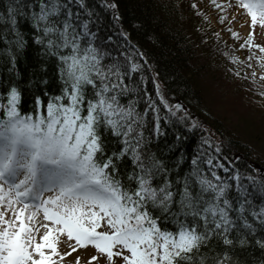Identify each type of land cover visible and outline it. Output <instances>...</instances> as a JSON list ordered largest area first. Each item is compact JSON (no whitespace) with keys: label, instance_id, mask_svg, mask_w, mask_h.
<instances>
[{"label":"snow or ice","instance_id":"1","mask_svg":"<svg viewBox=\"0 0 264 264\" xmlns=\"http://www.w3.org/2000/svg\"><path fill=\"white\" fill-rule=\"evenodd\" d=\"M237 4L251 18L253 31L257 25L264 28V0ZM38 6L34 20L37 26L44 22L47 46L66 50L59 55L65 88L63 95L46 104L38 98L34 114L20 112L16 88L8 93L7 103H0V264H57L53 257L64 259L89 246L106 258V264H117V259L122 264H191L213 233L231 246L234 241L228 234L234 229L254 231L244 215L245 205H252L248 188L238 173L233 175L230 179L237 184L229 198L233 185L215 171L229 169L214 163L213 156L193 158L191 172L175 192L169 181L153 185L161 165L140 152L142 134L133 135L134 107L120 101L129 90L123 82L126 73L118 65H104V56L90 42L82 46L90 35L88 25L77 32L67 4L40 0ZM61 8L67 19L50 20ZM11 23L15 25V17ZM251 42L252 37L246 44ZM256 47L264 52V47ZM105 131L122 138L119 153L106 152ZM128 155L135 171L125 183L117 161ZM246 179L264 193V180ZM153 209L174 216L175 230L163 228ZM233 212L238 214L235 218ZM250 215L264 225V206ZM61 237L71 249L63 255L58 249ZM258 243L264 247V242ZM98 259L92 256L88 264ZM230 260L225 253L212 264ZM199 264H204L203 258Z\"/></svg>","mask_w":264,"mask_h":264},{"label":"trees","instance_id":"2","mask_svg":"<svg viewBox=\"0 0 264 264\" xmlns=\"http://www.w3.org/2000/svg\"><path fill=\"white\" fill-rule=\"evenodd\" d=\"M44 2L49 3V0ZM39 3L40 0H0V103H7L8 93L16 88L22 114H34L38 98L46 104L63 95L65 88L59 55L66 50L47 46L49 37L42 31L44 22L37 26L34 20V15L40 12ZM58 3L67 4L72 11L71 23L77 32L82 31L81 25H88L90 35L81 41L82 46L85 41L90 42L104 56V65H118L121 72L126 73L123 82L129 90L120 101L134 107L136 132L133 135L142 134L140 152L146 159L152 158L161 165L153 178L154 186H163L169 181L172 190L177 191L192 170V159L198 155L206 159L210 155L231 165L229 174L215 169L223 180L230 184L227 177L238 173L248 188L252 205H245L248 211L244 215L254 231L243 227L234 229L228 234L234 241L231 246L224 245L222 237L213 233L191 264H199L201 258L204 264H212L225 253L231 257L229 264H264V247L258 243L264 242V225L250 215L251 211L264 206V193L255 191V186L246 179L264 180V171L260 174L254 166L257 162L263 165L264 157L251 150L241 136L231 133L225 121L204 105V78H214L217 74L212 70V55L207 48H202L204 30L199 28L200 14L194 9L193 1L58 0ZM12 17H15V25L11 23ZM65 19L63 8L58 17L50 18L58 22ZM262 64L257 61L256 67L264 72ZM133 65L137 66L136 70H131ZM217 71L221 75L220 70ZM151 75L161 83L160 95L153 101L156 133L149 117L143 114L144 99L152 94ZM260 89L264 93V85ZM175 104L183 109H176ZM259 117L264 126V111ZM0 118H3L2 111ZM200 120L207 122L215 140ZM104 138L109 155L119 153L124 147L122 138L108 131L104 132ZM117 167L119 178L129 183L127 177L135 171L131 156L118 160ZM204 171H208L206 167ZM235 189L229 192V198L235 195ZM177 208L174 204L173 212ZM153 213L159 216L163 228L175 230L174 216L159 209H153ZM237 215L232 213L233 218ZM240 240L246 243L241 245Z\"/></svg>","mask_w":264,"mask_h":264},{"label":"rangeland","instance_id":"3","mask_svg":"<svg viewBox=\"0 0 264 264\" xmlns=\"http://www.w3.org/2000/svg\"><path fill=\"white\" fill-rule=\"evenodd\" d=\"M192 1L194 9L200 14L199 28L204 30L205 45H202V48H207L212 55V70H216L217 74L214 78H204L206 86L204 105L214 116H219L225 121L231 133L241 136L251 150L264 157V126L261 125L259 117L264 111V95L260 89V86L264 85L262 83L264 79H261L264 77V72L256 67L257 61L264 63V52L256 47V45L264 47V28L257 25L253 31L251 18L244 9L238 7L237 0H216V4H213L212 0ZM222 19L223 23H221ZM233 33H238L239 38ZM250 37H252L251 44H246ZM225 61L229 62L225 63ZM217 70H220L221 75ZM150 82L152 94L144 99L143 114L149 117L152 130L156 133L158 126L153 101L160 95L161 83L154 75L150 76ZM178 106L175 108L183 109L181 105ZM201 124L215 140V134L208 128L207 122L203 121ZM214 163L223 164L229 171L225 172L221 169L222 172L229 174L231 169L229 162L215 159ZM257 164L264 168V164L259 162ZM255 168L259 171L257 167ZM259 173L261 174L260 171ZM233 175L235 174L232 173L230 177ZM230 177H227L228 182L230 180V184L235 188L237 182ZM47 195L51 193H46L45 196ZM58 249L62 255L71 251L64 237H61ZM92 256L99 257L93 264H106V258L91 246L73 252L64 259L53 258L57 260V264H76V259L79 257L80 264H88ZM117 264H122V261L117 259Z\"/></svg>","mask_w":264,"mask_h":264},{"label":"water","instance_id":"4","mask_svg":"<svg viewBox=\"0 0 264 264\" xmlns=\"http://www.w3.org/2000/svg\"><path fill=\"white\" fill-rule=\"evenodd\" d=\"M254 166L257 167L260 172H263L264 171V168L261 167L259 164H255Z\"/></svg>","mask_w":264,"mask_h":264}]
</instances>
